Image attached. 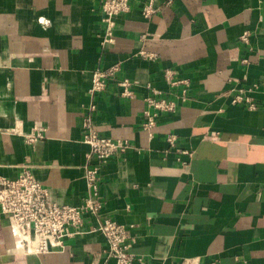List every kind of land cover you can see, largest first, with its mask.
Instances as JSON below:
<instances>
[{
    "label": "crops",
    "instance_id": "crops-1",
    "mask_svg": "<svg viewBox=\"0 0 264 264\" xmlns=\"http://www.w3.org/2000/svg\"><path fill=\"white\" fill-rule=\"evenodd\" d=\"M103 1L0 0V178L27 167L51 202L79 205L97 163L89 116L129 144L98 177L101 216L126 227L134 264H264V0H152L149 16L148 0H130L105 46ZM110 68L90 93L92 72ZM153 90L176 106L149 134ZM239 91L254 108L232 103ZM98 224L84 214L62 247L35 253L0 209V264H113Z\"/></svg>",
    "mask_w": 264,
    "mask_h": 264
},
{
    "label": "built area",
    "instance_id": "built-area-1",
    "mask_svg": "<svg viewBox=\"0 0 264 264\" xmlns=\"http://www.w3.org/2000/svg\"><path fill=\"white\" fill-rule=\"evenodd\" d=\"M130 0H104L102 4V22L104 35L102 44L105 46L113 41V29L115 17L128 11ZM155 10L152 0H148L143 9L145 16H149ZM241 39L248 42V33L242 34ZM143 56H146L141 52ZM114 68L92 72L90 93H96L104 89L106 80L112 77ZM131 81L124 78L118 81L123 89L121 94L131 96L129 86ZM150 89V86L147 85ZM153 94L145 97L146 108L143 111L144 121L142 127L151 134L156 124V118L160 111H173L175 103ZM232 103H245L248 108H254V102L242 91L236 93ZM94 110V105L90 107ZM85 133L82 141L90 148L87 157L95 158L96 164H87L85 167V181L87 194L79 205L57 204L49 200L48 192L27 167L15 179L0 178V209L12 222L24 233L31 232L36 238L33 245L34 252L42 253L49 250L50 243L59 247L63 246V240L80 232L83 225L84 214L99 217V224L95 228L105 239L106 254L113 260V264H134L135 258L129 251L126 227L110 217L101 216L102 200L99 191V164L105 162L111 155L122 153L129 147L126 140L113 139L100 136L93 128L91 118L84 120ZM175 137L168 136V142L173 143Z\"/></svg>",
    "mask_w": 264,
    "mask_h": 264
},
{
    "label": "bare ground",
    "instance_id": "bare-ground-1",
    "mask_svg": "<svg viewBox=\"0 0 264 264\" xmlns=\"http://www.w3.org/2000/svg\"><path fill=\"white\" fill-rule=\"evenodd\" d=\"M12 223H13V225L17 228L16 224H15L14 222H12ZM31 249H32V251L34 252L33 247H32ZM35 253H37V252H35Z\"/></svg>",
    "mask_w": 264,
    "mask_h": 264
},
{
    "label": "water",
    "instance_id": "water-1",
    "mask_svg": "<svg viewBox=\"0 0 264 264\" xmlns=\"http://www.w3.org/2000/svg\"><path fill=\"white\" fill-rule=\"evenodd\" d=\"M84 133H85V131H84ZM84 133H83V134H84Z\"/></svg>",
    "mask_w": 264,
    "mask_h": 264
}]
</instances>
